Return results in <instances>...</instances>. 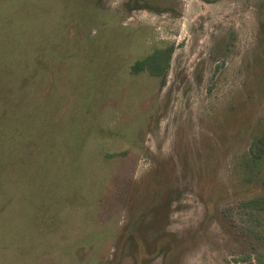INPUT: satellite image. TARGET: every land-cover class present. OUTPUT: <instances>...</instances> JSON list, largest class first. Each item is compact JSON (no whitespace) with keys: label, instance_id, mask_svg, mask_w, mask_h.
Returning a JSON list of instances; mask_svg holds the SVG:
<instances>
[{"label":"rangeland","instance_id":"1","mask_svg":"<svg viewBox=\"0 0 264 264\" xmlns=\"http://www.w3.org/2000/svg\"><path fill=\"white\" fill-rule=\"evenodd\" d=\"M262 178L264 0H0V264H264Z\"/></svg>","mask_w":264,"mask_h":264},{"label":"trees","instance_id":"2","mask_svg":"<svg viewBox=\"0 0 264 264\" xmlns=\"http://www.w3.org/2000/svg\"><path fill=\"white\" fill-rule=\"evenodd\" d=\"M170 47L167 48H154L149 51L144 57L135 60L132 63L133 68H141L146 65L149 71L153 74H160L163 71L164 65L167 61ZM163 60V63L161 62ZM264 182V178L261 179ZM264 194H260L244 201V204L256 205L260 208H264V202L262 201ZM255 201V204H254Z\"/></svg>","mask_w":264,"mask_h":264}]
</instances>
